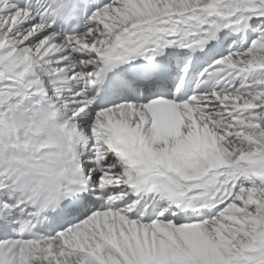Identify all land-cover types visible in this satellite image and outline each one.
Here are the masks:
<instances>
[{"label":"snow or ice","instance_id":"6c2138e0","mask_svg":"<svg viewBox=\"0 0 264 264\" xmlns=\"http://www.w3.org/2000/svg\"><path fill=\"white\" fill-rule=\"evenodd\" d=\"M0 264H264V0H0Z\"/></svg>","mask_w":264,"mask_h":264}]
</instances>
